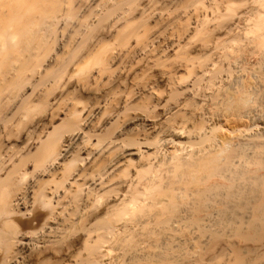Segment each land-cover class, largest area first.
Returning a JSON list of instances; mask_svg holds the SVG:
<instances>
[{
	"label": "bare ground",
	"instance_id": "bare-ground-1",
	"mask_svg": "<svg viewBox=\"0 0 264 264\" xmlns=\"http://www.w3.org/2000/svg\"><path fill=\"white\" fill-rule=\"evenodd\" d=\"M51 1L0 0V64L41 44L27 14ZM60 1L65 14L73 10V0ZM112 1L131 0L77 4L89 16ZM142 6L104 32L125 31ZM185 15L192 22L182 34L128 41L97 68L92 56L85 63L102 47L92 49L94 34L74 46L69 37L67 56L61 48L25 81L20 66L11 70L23 85L0 137L9 138L16 116L40 107L44 117L32 119L20 146L0 152V264H264V0H194ZM195 35L202 57L188 50ZM168 52L172 64L161 61ZM136 58L155 79L132 71ZM55 84L59 92L46 96ZM68 84L100 98L65 103Z\"/></svg>",
	"mask_w": 264,
	"mask_h": 264
},
{
	"label": "rangeland",
	"instance_id": "rangeland-1",
	"mask_svg": "<svg viewBox=\"0 0 264 264\" xmlns=\"http://www.w3.org/2000/svg\"><path fill=\"white\" fill-rule=\"evenodd\" d=\"M78 2H79V0H73V2H72L73 10L71 12H69L68 14L64 13V9L63 8H65V6H64L65 3L63 1H60V0H55L54 2L51 1L47 5L45 10H40V11H37V12L34 11V12H31L30 14H27V17L29 16L30 18L32 16L33 17L35 16V18H37L35 20H37V22H38V23L32 25L31 27H29L30 28L29 36H31V38L34 39V42H37V40H40L41 44L38 45V47L35 50H33L34 52L33 51L30 52L28 50H25L24 52H18L12 58L10 57L7 60L3 61V63L0 64V71H2L0 73V80H1L0 81V88H1L0 89V92H1L0 93V104H1L0 106H1V109H2V111L0 109V120L2 122L5 119L6 115H8L9 111L11 112L12 105H13L12 109L14 108L15 105L12 104V103H15V104L17 103V100H18V96L17 95H19L21 93V91H22L21 90L22 88H20V85L22 87L23 81H25L26 78H27L25 76L29 75L30 74L29 72H31L32 69H35L36 67H39V65H41L42 63L44 64L46 62V60H48L53 53H57L61 48L62 49H61L60 56H59L60 59H62L63 57H66L67 56L66 48H67L68 51H69L68 48H70V46H69V37H70V42H71V39H72V41L76 40V43H77L78 40H81L85 36L89 37V36L94 35V34H95L94 36L97 35L98 40L95 43V45L92 47V49H94L95 47H96L95 49H97L101 45H102V47L98 48V52H95V53H93L91 55L87 54L88 57L86 56V59H85V63H88L87 60L90 61L93 58L91 60L92 62H89V63H92L95 66H93L92 64L90 66H93L94 68H97V67H99L102 64L104 59L108 56V54L112 50H116L117 48H119L120 46H122L124 43H126L128 41H131L132 43L136 44L137 41L142 42L149 35H152V34H160L163 37V36H165L167 34L168 31H172L174 34L175 33L178 34L179 32H180L179 34H182L184 32V30L186 29L187 25L190 22H192L191 17H188V16L186 17L185 12L187 11V9L192 8V6L194 4V0H171V1L170 0H131V1H128V2H125V1L124 2H121V1L120 2H117V1L113 2L112 1L107 6H104L103 8H98L99 12H101L102 14L99 13L98 10H96L94 12H96L97 14L93 13V14L88 16L89 13H87V11H89V10H87V9H89V8H86L85 6H83V7L80 6V8H79L78 4H77ZM132 3L134 4V9L137 7V4L138 5L141 4V6H142V3H143V6H145V9L143 10L144 12L142 11V13H138L137 15H135V12H134V18H135L134 21L135 22L133 21L131 26L127 27L125 29V31H123L122 33L120 31V32H118L119 33L118 34V33H115L116 31H114V33H115L114 34L112 32L113 30L111 32H108V30H106V32H108L109 34L111 33L110 34L111 36L113 34V36L110 37V35H108V33L104 32L105 31L104 29H106V28L109 29V27L111 25V22L113 21V20L111 21V19H113V18L115 19V17L117 15L125 12L129 8H132V6H133ZM240 5H242V4H240ZM103 9H105V10H103ZM112 9L114 11H112ZM184 10H185V12H184ZM59 14L61 16L60 18H59ZM83 18L88 20L87 21L89 23V25L87 26L88 28L87 27H83V26L80 27V25L76 27L77 24H80V21L83 20ZM57 19H59L60 21L56 25V21L55 20H57ZM51 21L52 22L55 21V22H53V24H52ZM93 22H94V24H93ZM49 26H50V28H48ZM133 26H134L135 30H134ZM55 27H57L56 30H55ZM52 28L55 31H53ZM75 28H77V29H75ZM102 28H103V31L101 30ZM131 28H132V31L130 30ZM73 29L75 31H72ZM82 29L84 30V33H83ZM89 29H90V31H89ZM76 30H78V31H76ZM87 30H88L89 33L87 32ZM99 30L101 31V35L102 36L99 34L100 33ZM70 31H72V33ZM96 31L98 33H95ZM73 32H76L75 33L76 35ZM103 32L106 33L107 35H105ZM46 33H49V36H47ZM82 33H83V35H82ZM69 34H74L73 36L74 37H78V38H74L73 39V37L71 38L72 35H69ZM77 34H79V36H77ZM103 34H104V36H103ZM119 36H121V37H119ZM198 36L199 35H195L192 38V41H191V43H190V45L188 47V50L190 51V53L193 54V56L202 57L203 53H204L203 50H200L201 49L200 45L202 44V36H199V37ZM100 37H101V39L99 41ZM103 37H105V38H103ZM105 39H106V41H105ZM65 42H67L69 47L67 46V44ZM72 43H73V45H71ZM64 44H65V48H64ZM71 44H70L71 46H74V42H71ZM86 44L87 43H85L84 46ZM62 45H63V47H61ZM85 47H84V49L86 50L87 47L86 48ZM196 47H198V49ZM28 52L30 53L29 57H28ZM98 55H99V57H98ZM91 56H92V58H91ZM173 57L174 56H172L168 52L166 54V56L164 57V59L162 58L161 61L167 60L168 63L172 64V63L175 62ZM24 59H25V61H24ZM93 61H94V63H93ZM9 64H13V65L16 64L15 67L16 66H20L19 67V71L20 72L23 71L22 72L23 73L22 76L25 77V79L23 78V81H21L22 77H19V80H18V78L15 79L17 76L15 77V74L11 73L12 71L14 72V70H15V73H17L18 70L16 71V69H18V67L15 68L14 66L9 65ZM87 65H85V66H87ZM114 65L112 67V70H114L115 73H118V72L122 71V69H123L122 68V64H119V66H118V64H114ZM140 65H142V66H140ZM10 66H12V67H10ZM149 67H151V66H149L147 64L146 60H143V59L140 60V58H136L134 60V63L132 64V71H134V70L135 71L136 70L144 71V72H146V74H149V76H151V78L155 79L157 70L153 69V68H149ZM24 72H25V74H24ZM4 74H5V77H4ZM74 74H76V73H74ZM81 75H82V73H81ZM81 75L79 77H75V78L79 80V78H81ZM75 76H78V74L75 75ZM7 77H9V78L13 77V78L9 79ZM75 78H74V80H72L73 81L72 84L75 83L74 81H76V82L78 81V80H75ZM16 80H18V82ZM16 82H17V84L15 85ZM71 82H70V84H71ZM5 84H7V85H5ZM71 85H69V84L66 85L68 87L70 86L69 88L70 89L72 88L71 90L69 88H67L66 86L64 87L63 92L65 93V91H66L65 96L68 95V92H70L68 97L71 95L70 98H68V99L66 98L67 96L65 97L66 99L64 98V101H66L65 103H70V102H72V100L75 101V102L77 101V102L82 103L81 102L82 100H80V99L83 98V97L84 98L86 97L85 100L83 98V102L84 103H86L88 101L89 102H96V100H98L100 98L101 94L92 95V94H88L87 92L84 94V91L83 92L79 91V89H78V92H77V90H74ZM2 86H5V87L2 88ZM58 86H59V84H58ZM58 86H56V84H55V86L51 87L52 89L51 88H49V90L46 89V91L48 92V93L45 92L46 96L48 95L49 97H52V95L58 93L59 90H60V88ZM95 87L99 88L100 85L99 86L95 85ZM159 87L161 89L164 88V86H161V85ZM18 88H20V89L18 90ZM42 88L45 89V86H42ZM67 89H68V92H67ZM57 90H58V92H57ZM73 90H74V92H73ZM15 92H17V93H15ZM81 92L83 93V95H82ZM99 92L100 91H98L97 93H99ZM74 94H75V96H74ZM15 95L17 97H15ZM13 97H15V98H13ZM11 98L15 99V100H12ZM69 99H71V101H69ZM78 100H80V101H78ZM64 101H62V102H64ZM62 105H65V106H63L64 107L63 110H65L66 104L62 103ZM58 108H59V106H58ZM60 108L62 109V107H60ZM60 108H59L58 111L56 110V114L54 115V118L56 117L55 121L57 119V116L59 117V114H61L63 112V110H62V112L60 111L61 110ZM40 109H41V111H40ZM42 111H43V113H42ZM58 112H60V113L57 114ZM1 113H2V116H1ZM25 114L27 115V117L24 118L22 116V118H21L20 117L21 115H20L19 116L20 118L18 116L14 117L15 120L13 118V120L15 122L11 121L10 126H9L10 127L9 130H11L12 132L10 131L9 134H8L9 138L7 137L8 139H6L8 141H6L5 138H3L5 140V141H3L2 137H0V152L3 151L5 149L4 147H6L7 145L8 146L12 145L13 149H16L18 146H20L21 145V136H23L26 133L25 131H27L28 129L33 127L31 123H33L34 119L37 121L38 118L42 119V117H44V109L42 110V108H40V107L34 108L30 112H27V113L25 112ZM26 115H24V116H26ZM36 116H38V117H36ZM1 121H0V123H1ZM19 121L21 122V124H20ZM35 122H34V124H35ZM12 126H14V127H12ZM13 128L17 129V130L15 129L16 132H15V130ZM14 147H16V148H14ZM29 167L30 166L28 165L27 168H29ZM29 209H31V208L29 207ZM24 210L25 209H23V211ZM21 217H25V216H21ZM17 218H19V217H17ZM34 222H35V224L37 223V221H34ZM20 228L24 229L22 225L20 226ZM79 236H80V233H76L75 235H72L69 238H67L65 240V243L67 245H70V246L73 247V245H75L77 243V241L79 240ZM48 264H55L54 259H50Z\"/></svg>",
	"mask_w": 264,
	"mask_h": 264
}]
</instances>
